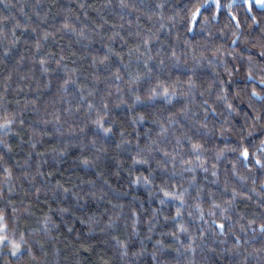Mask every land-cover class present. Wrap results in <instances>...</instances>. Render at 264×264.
I'll return each instance as SVG.
<instances>
[{
    "label": "snow or ice",
    "instance_id": "1",
    "mask_svg": "<svg viewBox=\"0 0 264 264\" xmlns=\"http://www.w3.org/2000/svg\"><path fill=\"white\" fill-rule=\"evenodd\" d=\"M166 2L152 0L144 3L141 0L137 4L133 0H118V7L128 10L129 14L143 11L149 20L155 17L153 28L156 31L148 28L129 33L138 37L135 47H130L127 53L130 58L133 53L136 54L134 70L130 67L132 60L124 63L123 55L109 44L104 45L102 56L92 55L91 65H104L107 75L101 78L102 74L97 68L91 88L79 83L80 78L76 75L78 69H70L63 63L64 55L60 54L57 58L58 54L51 51L41 55L44 44L54 34L46 29L38 32L41 25L31 27L32 18L27 17L29 23L23 26L25 31L31 27L32 33L36 34L33 37L34 63L39 64L41 72V80L36 82L37 93L41 84L51 89V74L62 70V75L57 77L54 95L59 96L61 104L69 96L72 99H67V107L51 112L45 108L38 122L27 125L31 131L29 139L25 141L24 110L11 109V101L6 96H0V172L4 175V182L0 184V256L7 257L3 264H13L12 258H15L16 264H24L25 258L27 264H49L45 246L39 241L36 243L42 257L37 259L28 234L20 228L21 209L11 199L15 194L14 167L31 169L29 161L33 155L40 158L35 175L24 172L34 188L33 195L39 200L42 191H50L53 203L57 204L53 208L47 199L44 201L48 211L39 221V229H32L33 233L39 231L55 240L56 237L50 234L58 232L61 224L68 233H72L74 228L65 219L72 216L87 227L89 236L99 230L108 238L101 243L114 242L120 264H138L139 258L146 254L150 255L153 264H169L161 259L168 251L175 252L177 256L191 257L187 264H196L197 248L201 246L197 241L204 243L209 235L224 246L220 249V255L230 253L233 257H241L238 264H247L248 257L253 255L264 258V24L253 16L248 29H242L240 20L233 15L235 30L231 31L227 43L209 41L196 47L185 38L182 41L184 47L178 51L181 33L175 31L174 42L165 45L161 41V32L172 35L174 29L182 24L185 36L192 34L194 38L199 25L200 32H206L210 38L213 34L207 26L218 19L224 6L220 0L193 2L185 15L173 13L166 16ZM244 2L248 11L254 5H259L264 12V0ZM79 6L85 7L83 3ZM108 6L114 7L112 0H108ZM227 7L230 9L231 5ZM72 11L68 9L69 13ZM35 15L46 23L47 13L42 15L37 11ZM120 18L124 19V16ZM8 19V16L0 18V43H3L5 60L12 55V49L19 45L16 30L22 27L13 17V27L6 30L3 22ZM76 19L79 21V17ZM257 25L258 35H252L250 30ZM85 27H76L69 14L64 17L60 30L71 32L79 39H88L91 43ZM96 27L101 28L102 25ZM112 27L115 29L117 26ZM219 31L221 37L226 35L223 30ZM119 35V32H114L109 40ZM120 39L124 40L123 37ZM112 56H116L120 62V66L114 70L109 67ZM51 62L55 63V69L50 66ZM174 72L180 75H174ZM180 76L186 78L181 79ZM21 79L27 80L28 77L25 75ZM11 80L12 74H9L5 82ZM101 83L105 85L103 89L97 87ZM28 87L31 89L32 85ZM16 103L19 105L20 101ZM24 108H27V104ZM45 136L58 137L59 143L46 151H39L37 145L43 143ZM13 137L30 147L23 165L14 159L15 147L19 145L14 147ZM113 146L126 153L130 161L126 168V161H118L117 169L127 172L131 185H142L148 189L149 199L159 205L152 208L143 220L147 229L144 236L140 231L141 213L133 209L130 224L129 218L123 215L122 205L113 206L120 209L119 213L106 209V218L104 214L83 213V197L73 191L79 185L70 188L57 180L49 188L50 178L56 173L41 170L43 164L48 163V151L53 154L54 162L57 158L63 162L69 156H74L75 161L85 168L99 169ZM200 173H203L202 179ZM115 174L119 175V171ZM99 176L104 184H108L103 171L99 172ZM37 177L42 181L40 187L36 186ZM232 178L238 183L233 182ZM157 180L160 182L157 183ZM84 183L94 186L96 181L86 180ZM69 195L75 201V206L67 203ZM84 196L95 198V193L85 192ZM98 198L103 199V195ZM23 203L20 201V204ZM241 203L246 208L255 204L257 210L246 215L239 211ZM166 206L174 210L173 214H163ZM23 212L34 215L28 208H24ZM78 212L82 214L77 215ZM58 219L60 223H57ZM161 219L166 223L170 221L171 228L159 232L160 238L155 240L153 250L148 253L145 240L153 239ZM122 226L124 232L120 231ZM258 236L262 241L260 248L254 246ZM165 237H170L171 243H167ZM133 238L140 242V247L135 251L132 250L135 243ZM77 240L79 246H73L74 254L78 255L80 250L92 251L95 247L80 237ZM209 250L217 252L216 248ZM59 252L57 249L56 254ZM101 260L103 264H109L103 256Z\"/></svg>",
    "mask_w": 264,
    "mask_h": 264
},
{
    "label": "trees",
    "instance_id": "2",
    "mask_svg": "<svg viewBox=\"0 0 264 264\" xmlns=\"http://www.w3.org/2000/svg\"><path fill=\"white\" fill-rule=\"evenodd\" d=\"M133 2L140 4L141 0H133ZM152 0H144V3H150ZM193 2L204 3L205 0H167L165 15H171L173 13H179L180 16L185 15L188 12V8L191 7ZM221 4L224 6L220 9V14L217 20L209 24L208 30L212 32V37H207V33H201L199 25L197 26V34L193 38L192 34H187L185 36V30L183 25H178L177 29H174L172 35H168L166 32H161V41L167 45L174 42L175 31L181 33V42L177 45L178 51L184 47L182 41L187 38L193 44V46L198 47L200 44L213 41L216 43H227L231 38V31L235 30V20H233V15L240 20L242 29H248V26L252 24V17L255 16L257 20L264 24V12L261 11V8L254 5L251 11H248L247 5L244 0H220ZM83 3L84 8H81L79 5ZM112 5L114 7L108 6V0H0V18L8 16L9 19L3 23L6 25V30L11 29L14 24V20H18L22 25L21 28L16 30L17 37L20 38L19 45L15 46L12 49V55L9 56L6 60L3 58V43H0V96H6L7 100L11 101L9 107L11 109H23L24 118H25V128H24V140L27 141L30 135V129L27 128V125L32 122H38L40 118L44 115V109L48 108L51 112L58 108L67 107V99H72L71 96L67 97L63 104L60 103L59 96L54 95L55 89L57 87V77L62 75V70L53 72L51 74L52 79V88L47 89L41 84L40 91H36V82L41 80L40 66L38 63H34L35 60V49H34V39L36 35L32 33L31 27H35L36 24H40L41 27L37 31L40 32L41 29H46L50 33H53L54 36L50 37L49 40L44 44L41 55L51 51L57 53V58L62 54L65 57L63 63L67 64L68 67L78 69L76 75L79 76V83L82 86L91 88L94 83V73L96 69H100V73L107 75L104 72V65H96L93 67L91 65V56H102L105 48V44H109L115 51L120 52L124 57V63H128L129 59L132 60L131 69L136 68L135 62V53L130 58L128 56V50L130 47L134 48L138 37L135 35H129V33H136L138 30H146L148 28H153V24L156 23V18L153 17L152 20L148 19V16L141 12H131L129 14L128 10H121L118 7V0H112ZM231 5L229 9L227 6ZM187 6V7H186ZM68 9H72L71 13L68 12ZM40 11L43 15L47 13L46 23L41 22L37 19L35 13ZM85 13L87 15H85ZM71 15L72 22L76 27H82L86 25L85 32L87 36L91 39L89 43L88 39H79L73 33L68 31H61V26L63 19L66 15ZM209 15V13H205ZM124 16V19L120 17ZM27 17L32 18L31 27L27 31L24 29V25H27L29 22ZM76 17H79L77 21ZM131 20L132 23L129 24L128 21ZM82 22V24H81ZM96 25H102L101 28H97ZM112 25L117 27L113 29ZM120 25H123L121 28ZM259 25L252 28L250 31L252 35H258ZM223 30L226 35L221 37L220 31ZM153 31H156V28H153ZM114 32H119V36H116L115 39L109 40V37L113 35ZM120 37H123L124 40H121ZM8 40H11V35H8ZM124 41H127L125 43ZM75 52L76 55H72ZM23 57L21 61L20 58ZM20 61V63H17ZM50 66L55 69L56 65L54 62L50 63ZM120 62L116 56L111 57L109 67H112L114 70L115 67H119ZM124 69H121L122 74H124ZM12 74V80L5 82L6 77ZM27 76V80H22V76ZM174 75H180L178 72H174ZM34 77V78H33ZM181 79L186 77L180 76ZM31 84L32 88L29 89L28 85ZM100 89L105 87L104 84H99L97 86ZM7 88V91H5ZM23 89V91H20ZM37 96L39 99L37 100ZM27 97V99H25ZM19 100L20 104L18 105L16 101ZM29 101H35V103H29ZM27 104V108H24V105ZM35 109V110H34ZM51 119V117H48ZM37 126L40 125L37 123ZM150 127V125H148ZM67 127V126H65ZM117 140L119 137L117 136ZM13 145H19L15 147L14 156L15 160H19L20 164H24V160L27 158V152L30 151L28 144L21 143V141L13 137ZM59 143V138L55 136H45L43 138V143L37 145V150L46 151L50 147L55 146ZM115 159H112V158ZM47 164H43L41 170L49 171L52 170L56 174L54 177L50 178L51 185L55 181L59 180L66 187L72 188L74 185H79V187L73 188V191L80 193L83 197L81 203L84 204L83 213L88 215H101L104 214L105 218L108 212H120L119 208H114V205L123 206V215L124 217L129 218L128 223H131V212L136 210L141 213V236L147 234V229L143 224V220L147 216L148 212L154 207L159 205L148 197V189L144 188L142 185L137 187L130 184V177L126 171L117 169V162L120 160L126 161L124 167L126 168L130 161L127 159L126 153H121L120 150L111 147L108 152V157L101 164L99 169H89L80 165L78 161H75L74 156H69L65 161L61 162L59 158L53 161V154L47 152ZM40 162V158L33 155L32 160L29 163L32 165L31 169L26 167L21 169L14 167V180L13 187L15 189V194L11 197L17 207L21 209L22 215L20 218V228L25 231L29 236V242L33 244V250L37 255V259H41L42 252L39 247V244L36 241H39L40 244H44L45 251L48 253L46 259L49 264H103L101 256L104 260L108 261L109 264H120V259L113 247L114 242L109 241V243H101L102 240L108 239L103 234L99 233L97 230L96 233L91 236L88 235V229L86 226L81 225L77 220L72 216H67L65 219L69 222V226L74 228L72 233H68L63 224H61L60 230L58 232H52L50 235L56 237L55 240L50 239L49 236L43 235L37 231L36 233L32 232V229H39V221L42 220L43 214L48 211V205L44 202L46 199L53 208L57 207L56 203H53V197L51 192L42 191L40 194V199L37 200L34 193V188L29 183V180L24 176V172L28 171L32 175H35L36 167ZM226 163V162H224ZM224 164L222 163L221 169L223 171ZM143 169H141L142 171ZM103 171L106 178L108 179V184H104L103 178L99 176V172ZM119 171V175L115 173ZM200 178H203V173H200ZM223 178V177H222ZM211 179V177H210ZM86 180H95L96 184L89 185L84 183ZM233 182L235 178H232ZM4 182V175L0 172V184ZM157 183L160 181L157 180ZM41 178H36V186H41ZM238 183V182H236ZM27 192V195H25ZM85 192H94L95 198L85 197ZM103 195V199L98 197ZM20 201H24L23 204H20ZM86 201V202H85ZM68 204L75 206V201L69 195ZM66 206V205H62ZM24 208H28L31 213L34 215H28L23 212ZM257 210L255 204H251L250 207H245L244 203L240 204L239 211L244 212L246 215H251V213ZM174 210L169 207H164L163 214L171 215ZM81 212H78L77 215H81ZM57 223H60L59 219ZM123 225V221L121 222ZM194 228L195 225H192ZM171 228V222H164L161 219V223L156 230V234L153 235L152 240H145V246L148 250V253H151L153 250L152 246L155 243V240L159 239L160 231H168ZM121 232H124L123 226L120 229ZM127 234V233H125ZM77 237L87 240L88 243L94 245L92 251L80 250L78 255L73 253V246H79V241ZM135 243L132 245V250L135 251L140 247L139 239L133 238ZM184 239V237H181ZM167 243H171L170 237H165ZM201 246L197 248V253L195 256L196 264H238L241 257H233L230 253H224L220 255V249L223 248V245L218 243L217 239H214L209 235L206 242L201 243L197 241ZM254 246L260 248L262 246V241L257 237L254 241ZM210 248H216L217 252H211ZM57 249L60 250L59 254ZM251 251V248H249ZM6 256H0V264H3V261L6 259ZM161 259L166 260L169 264H176V261H179V264H187V261L191 257L177 256L175 252L168 251L161 256ZM13 264H16L15 258H12ZM24 264H27V258H25ZM138 264H153L150 255L146 254L144 257L139 258ZM247 264H264V258L253 255L249 256Z\"/></svg>",
    "mask_w": 264,
    "mask_h": 264
},
{
    "label": "rangeland",
    "instance_id": "3",
    "mask_svg": "<svg viewBox=\"0 0 264 264\" xmlns=\"http://www.w3.org/2000/svg\"><path fill=\"white\" fill-rule=\"evenodd\" d=\"M256 6L260 8V6H259V5H256Z\"/></svg>",
    "mask_w": 264,
    "mask_h": 264
}]
</instances>
